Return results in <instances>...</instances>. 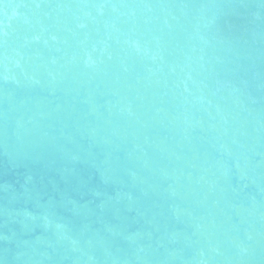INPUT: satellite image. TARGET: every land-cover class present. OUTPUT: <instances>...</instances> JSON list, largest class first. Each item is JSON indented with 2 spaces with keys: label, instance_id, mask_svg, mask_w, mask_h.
Masks as SVG:
<instances>
[{
  "label": "water",
  "instance_id": "95a60500",
  "mask_svg": "<svg viewBox=\"0 0 264 264\" xmlns=\"http://www.w3.org/2000/svg\"><path fill=\"white\" fill-rule=\"evenodd\" d=\"M0 264H264V0H0Z\"/></svg>",
  "mask_w": 264,
  "mask_h": 264
}]
</instances>
